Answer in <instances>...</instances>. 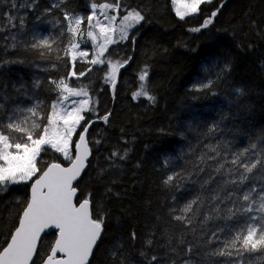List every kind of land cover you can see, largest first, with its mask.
Returning <instances> with one entry per match:
<instances>
[{
    "label": "snow or ice",
    "instance_id": "6c2138e0",
    "mask_svg": "<svg viewBox=\"0 0 264 264\" xmlns=\"http://www.w3.org/2000/svg\"><path fill=\"white\" fill-rule=\"evenodd\" d=\"M67 2L52 0L51 6L36 17L41 20L42 16L52 15L58 9L61 15L54 19L55 36L32 33L27 39L22 38L27 11H34L38 0H20L19 3L0 0V4H8L14 10L0 13L6 20L0 24V33L7 32L0 41L4 52L0 56V69L25 63L22 59L7 57L8 52L21 50L34 52L41 60H52L53 54L55 61L68 58L72 69L67 77L58 79L33 77L30 84L22 79L10 85L0 84V195L12 186L30 183L27 200L16 198V203H22L23 207L16 227L0 244V264H36L37 259H41L38 246L49 230H55L56 238L42 258V264H90L109 214L102 204H94L91 193L78 199L77 182L90 164V144H101L105 135L101 129L97 133L99 138H88L89 128L95 122L88 114L109 125L112 113L98 114L99 101L91 80L73 87L69 77L79 80L95 68L104 73V83L110 84L114 92L120 69L131 60V57H120L119 46L129 40L130 34L135 43L133 33L145 21V9L132 7L127 0H90V11L83 15L66 7ZM170 2L175 15L183 20L211 0ZM221 7L222 3L199 27L190 31L207 28ZM22 9L27 11L21 13ZM88 45L90 49L82 47ZM78 60L92 67L78 71ZM34 67L40 68L39 65ZM56 68L57 63L53 62L40 70L47 72ZM227 70L230 65L225 64L221 72ZM148 75L147 67L141 70L140 84L132 98L143 97L155 104L156 97L150 94L147 84ZM212 83L195 84L193 91H208ZM41 89L55 93V99L51 103L40 99L38 90ZM244 91L236 89L238 95H243ZM221 131L222 122H214L204 138L215 137ZM74 137L77 138L74 140ZM231 145L230 140L205 144V150L200 152L191 170H173L164 177L165 187L179 191L188 183H198L200 191L179 208V214H175L176 208L170 210L172 219L183 225L185 232L165 236V243L161 245L166 249L164 256L155 253L149 256L147 251L141 250L139 255L145 264H264V134L250 140L247 146L233 149ZM49 150L60 154L68 166L53 161L42 169L39 166L41 154ZM130 151V148H114L106 157L109 167L101 169L98 175L102 176L109 169H122L120 162L128 159ZM209 161L215 162V166ZM172 163L171 156L163 161L165 167ZM206 168L210 171L204 178L193 179L205 173ZM210 185L215 186L209 188ZM106 193H112V188H107ZM114 194L119 196V193ZM205 208L207 211H202ZM130 239H137L134 231ZM145 244L152 248L154 240L149 237ZM122 248L123 244L117 241L110 255L119 264H127Z\"/></svg>",
    "mask_w": 264,
    "mask_h": 264
},
{
    "label": "trees",
    "instance_id": "16d2710c",
    "mask_svg": "<svg viewBox=\"0 0 264 264\" xmlns=\"http://www.w3.org/2000/svg\"><path fill=\"white\" fill-rule=\"evenodd\" d=\"M89 2L68 0L65 6L87 15ZM127 2L132 7L145 9L146 19L133 33L135 43H132L130 34L129 40L119 46L120 57H131V60L120 69L115 91L110 84L104 83V73L95 68L79 80L69 77V84L73 87L91 80L99 101L98 114L112 113L109 125L88 114L95 121L89 128L88 138H99L97 133L101 129L105 135L101 144H90V164L77 182L78 199L82 200L91 193L94 204H102L109 213L102 239L90 264H119L110 255L117 241L123 244L121 251L127 264H145L139 255L141 250L147 251L149 256L153 253L164 256L166 249L161 245L165 243V236L185 232L184 226L172 219L170 210L176 208L175 214H179V208L200 191L198 183H188L179 191L165 187L162 184L164 177L173 170H191L200 152L205 150V144L230 140L233 149L241 148L264 134V0H211L183 20L175 15L170 0ZM51 3L52 0H38L34 11L21 10V13L27 11L22 38L30 39L32 33L41 36L57 34L53 25L55 17L61 15L58 9L52 15L36 19ZM221 3L223 7L212 24L199 32L190 31L199 27ZM8 12L14 10L8 4H0V13ZM0 23H6L3 15H0ZM6 34L0 33V41ZM3 55V49H0V56ZM7 57L19 58L25 63L10 64L0 69V84L10 85L18 79L30 84L33 77L58 79L67 77L72 70L68 58L55 61L54 54L52 60H41L36 53L21 50L10 51ZM53 62L57 63L56 69L40 70ZM225 64L230 65V70L221 72ZM88 67L92 66L79 60L76 62L78 71H85ZM145 67L149 73L147 84L150 94L156 97L155 104L143 97L132 98L140 84L138 75ZM208 81L213 82L210 90L193 91V85ZM237 88H243L244 94L238 95ZM38 91L39 98L46 103L55 99L53 92L46 89ZM214 122H222V131L205 139L207 128ZM114 148H130L128 159L120 162L122 169H109L102 176L98 175L101 169L109 167L106 157ZM167 156L173 157L169 167L163 164ZM53 161L66 163L60 154L49 150L41 154L39 166L43 169ZM209 164L215 166L213 161ZM208 171L210 168H206L199 178L193 176V179L204 178ZM107 188H112V193H106ZM29 190L30 183L20 184L0 195V244L18 223L23 204H17L16 198L26 201ZM114 193H119V196ZM202 211H207V208ZM133 231L137 234L135 241L130 239ZM149 237L154 240L152 248L145 244ZM55 238V232L44 236L39 246L41 259H37L36 264H42V258L47 255Z\"/></svg>",
    "mask_w": 264,
    "mask_h": 264
},
{
    "label": "water",
    "instance_id": "95a60500",
    "mask_svg": "<svg viewBox=\"0 0 264 264\" xmlns=\"http://www.w3.org/2000/svg\"><path fill=\"white\" fill-rule=\"evenodd\" d=\"M89 159H90V157H89ZM60 163H62V162H60ZM62 164H63L64 166H68V163H62ZM46 167H47V166H46ZM46 167H45V168H46ZM86 169H87V168H86ZM86 169H85V171H86ZM85 171L81 174V177L83 176V174L85 173ZM81 177L78 178V181L81 179ZM29 191H30V190H29ZM51 232H55V230H49V231H48V233H51ZM43 238H44V236H43ZM43 238H42V240H43ZM98 243H99V242H98ZM40 244H41V243H40ZM39 246H40V245H39ZM39 246H38V247H39ZM95 250H96V249H94V252H95ZM91 259H92V257L90 258V261H91Z\"/></svg>",
    "mask_w": 264,
    "mask_h": 264
},
{
    "label": "bare ground",
    "instance_id": "6f19581e",
    "mask_svg": "<svg viewBox=\"0 0 264 264\" xmlns=\"http://www.w3.org/2000/svg\"><path fill=\"white\" fill-rule=\"evenodd\" d=\"M43 2V1H42ZM1 24V23H0ZM130 50V49H129ZM127 53V52H126ZM128 53H130V52H128ZM34 58V57H33ZM13 69V68H12ZM1 71V70H0ZM189 72V71H188ZM163 81V80H162ZM166 85V84H165ZM179 85V84H178ZM162 86H163V84H162ZM188 91V90H187ZM166 93H167V90L165 91ZM182 93V92H181ZM164 95H165V93H164ZM167 96V95H166ZM169 96V95H168ZM170 98V97H169ZM168 98V99H169ZM168 102V101H167ZM160 114V113H159ZM147 128H148V126H147ZM150 128V127H149ZM154 128V127H153ZM160 128V127H159ZM158 128V129H159ZM153 130V129H152ZM155 130V129H154ZM154 132V131H153ZM150 139V138H149ZM154 139V138H153ZM156 139V138H155ZM158 141L160 142V140L158 139ZM148 142V141H147ZM145 143V142H144ZM157 145V144H156ZM152 148V147H151ZM131 175V174H130ZM129 175V176H130ZM136 176V175H135ZM139 177H140V175H138ZM146 177V176H145ZM127 178V177H126ZM127 180V179H126ZM128 180H129V178H128ZM132 180V179H131ZM134 180V179H133ZM133 182H135V181H133ZM134 184H136V183H134ZM134 189V188H133ZM154 192V191H153ZM142 194V193H141ZM134 203V202H133ZM136 206V205H135ZM141 218V217H140Z\"/></svg>",
    "mask_w": 264,
    "mask_h": 264
},
{
    "label": "rangeland",
    "instance_id": "374dc122",
    "mask_svg": "<svg viewBox=\"0 0 264 264\" xmlns=\"http://www.w3.org/2000/svg\"><path fill=\"white\" fill-rule=\"evenodd\" d=\"M82 47H87L88 49H90V45H88V46H82ZM89 58H91V52H90V56H89ZM79 131V130H78ZM75 140V139H74ZM66 163H68L67 161H66Z\"/></svg>",
    "mask_w": 264,
    "mask_h": 264
}]
</instances>
